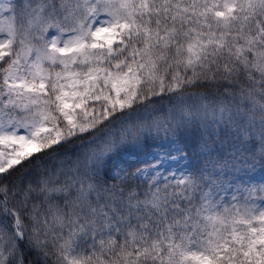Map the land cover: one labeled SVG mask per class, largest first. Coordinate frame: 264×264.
Wrapping results in <instances>:
<instances>
[{
    "label": "snow or ice",
    "instance_id": "obj_1",
    "mask_svg": "<svg viewBox=\"0 0 264 264\" xmlns=\"http://www.w3.org/2000/svg\"><path fill=\"white\" fill-rule=\"evenodd\" d=\"M0 264H264V0H0Z\"/></svg>",
    "mask_w": 264,
    "mask_h": 264
}]
</instances>
